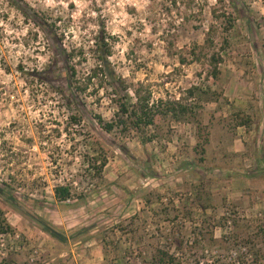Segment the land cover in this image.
I'll use <instances>...</instances> for the list:
<instances>
[{
	"label": "rangeland",
	"instance_id": "374dc122",
	"mask_svg": "<svg viewBox=\"0 0 264 264\" xmlns=\"http://www.w3.org/2000/svg\"><path fill=\"white\" fill-rule=\"evenodd\" d=\"M135 89L154 105L181 99L198 121L153 105V124L105 131L98 117L117 120ZM261 114L264 0H0V264H149L158 248L178 264H264V218L244 215L224 176Z\"/></svg>",
	"mask_w": 264,
	"mask_h": 264
},
{
	"label": "trees",
	"instance_id": "16d2710c",
	"mask_svg": "<svg viewBox=\"0 0 264 264\" xmlns=\"http://www.w3.org/2000/svg\"><path fill=\"white\" fill-rule=\"evenodd\" d=\"M194 1V0H189ZM190 3L187 4L189 6ZM212 14L215 20L223 18V24L225 25L224 28L226 30H229L232 27V18L230 14L223 9H217L216 7L212 8ZM214 33V25L211 24L206 32V36L204 39V44L201 46V48L205 47H212L214 44L213 41V34ZM198 47V46H196ZM200 48V50H201ZM73 52V51H72ZM70 52L68 54V57L74 56V53ZM107 52H109L107 50ZM108 55V54H107ZM198 53H195L194 49L191 50V59L199 60ZM222 57L220 55L219 51H211L209 54H207V62H208V68H207V77L212 78L214 81H219L221 79V70L219 68V64L221 63ZM180 62H185L186 59L183 56H179ZM70 74L73 78H75L76 75V69L75 67H70ZM95 70L92 71V73L87 74V80H90L93 76H95ZM80 91H84L86 87H79ZM202 88L197 86H192L190 89H188V94L193 95L196 92H201ZM207 92L210 90L209 87L206 88ZM135 94V103L131 106V109L127 106L126 103L119 101L118 103V109L121 113V116L117 118L114 122H105L100 117H98V122L100 126L107 132L112 131L114 126L120 127L121 130H125L128 123L131 124L133 127L138 128L140 124L143 125H149L154 123V114L151 112L152 106L154 105L153 102H150L149 93L145 96H141L138 92V89L134 90ZM154 106H163L165 109V112L167 114H170L173 118H181L184 116H189L190 119H194V121H198V118L195 116V114L191 111V109L182 103L181 99L178 100H162L159 99L155 103ZM159 109H155L154 111H158ZM242 122V120H241ZM244 124V122H242ZM197 142L194 146L195 150L200 153L204 154L205 152V145L208 142V135L202 136V134H197ZM204 160L203 156H199V161L202 162ZM105 165V162L102 161L98 167L97 171L98 174L102 170L103 166ZM70 190L68 186L63 185H57L54 187V196L57 200H64L66 197L69 196ZM42 229L47 232L49 235H51L53 238L57 239L58 241H64L66 239V236L64 233L60 230H58L54 225H52L49 222H42ZM7 230H9V225L6 222V219L3 216V213L0 211V233H6ZM11 259H5L3 264H16L11 263ZM149 264H178L177 258L170 252L163 250V249H156L154 253L151 256Z\"/></svg>",
	"mask_w": 264,
	"mask_h": 264
},
{
	"label": "crops",
	"instance_id": "0c3cea01",
	"mask_svg": "<svg viewBox=\"0 0 264 264\" xmlns=\"http://www.w3.org/2000/svg\"><path fill=\"white\" fill-rule=\"evenodd\" d=\"M261 115L248 135L235 139L228 147L241 157L236 162L232 159L224 170L227 196L251 218H264V114Z\"/></svg>",
	"mask_w": 264,
	"mask_h": 264
},
{
	"label": "built area",
	"instance_id": "2783aa9c",
	"mask_svg": "<svg viewBox=\"0 0 264 264\" xmlns=\"http://www.w3.org/2000/svg\"><path fill=\"white\" fill-rule=\"evenodd\" d=\"M234 262V264H239V261H233Z\"/></svg>",
	"mask_w": 264,
	"mask_h": 264
}]
</instances>
